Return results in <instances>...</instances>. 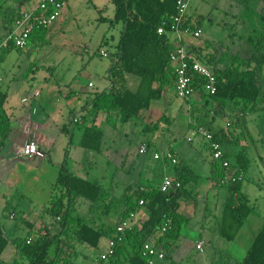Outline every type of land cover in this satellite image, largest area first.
Returning a JSON list of instances; mask_svg holds the SVG:
<instances>
[{
  "label": "crops",
  "instance_id": "crops-1",
  "mask_svg": "<svg viewBox=\"0 0 264 264\" xmlns=\"http://www.w3.org/2000/svg\"><path fill=\"white\" fill-rule=\"evenodd\" d=\"M206 1L208 0H202L204 3ZM243 1L248 2L249 0ZM190 4L191 0H189L186 11L187 18L190 19L194 25H196V29L201 30V23L205 15L201 13L197 14L196 12L194 14L190 13ZM113 17L114 16H111L109 19H112ZM103 19L108 20V17ZM244 21L245 20L242 18H239L237 20L238 27H241L240 25L244 24ZM117 25L118 24H111L110 26L116 27ZM250 26L248 32H243L241 28L240 32L242 31L243 33L240 34V37L238 35L239 32H236L235 37L237 42H233L232 44L217 40H214L213 43L203 42L201 41L202 35L197 39H191L192 35L183 34L182 38L184 44L198 59L201 58L202 55L207 56V58L202 56V59L206 60V64L209 65L213 71H220L227 68V66L231 65L232 58L235 55L240 57L239 63L237 64L241 65L242 70L249 68L257 69L258 76L262 84V96L257 101L256 106L253 107V110H256L264 108V29H261L262 31H257L255 29L252 30ZM119 27L120 33L122 25ZM175 36V34H172L171 38L174 39ZM253 36H256V39L258 40L260 39L263 46L255 49L254 45L257 40L253 43ZM106 43H109V40L107 37H104L101 46L96 50L99 56L107 57L111 60L109 63H103L100 70L102 78L98 84L97 90L84 91L83 94H80L78 89L75 88H71L66 92L62 91L60 87L59 91H53L50 89L43 92L38 89L30 95H17L12 104H7L9 99L8 90L3 89L0 86L7 92L8 95L4 107L10 117V131L8 137L6 140L1 139L0 142V186L2 187L4 180L9 181L10 178L17 172V169L21 170L34 168L39 171L37 173L34 172V174L31 175L32 178H28V180L31 179V181L29 183L26 182L24 191H27L25 193H28L29 191L33 193L36 191V193L44 195L43 200L40 201L36 198H27L25 196L22 200H20L19 205L22 210L20 213L21 222L16 224V227L11 226L8 228L0 223L1 229L4 230L5 233L11 237V239L18 237L15 235V231H17L20 227H23L26 231V235L24 237L30 238V235L32 236L30 224H34L36 227L41 225L44 209L51 206L54 195L61 194V188L59 187L60 185L57 184V180L63 167H66L68 172L73 175L90 181H99L111 194V199L107 203L104 202V204L107 205L106 208H99V210H95L93 207L101 202L92 207L90 202L84 198H76L69 203L73 213L82 215L88 221L95 220L99 226H103L107 229V231L110 230L111 226L116 228L117 223L115 224L114 222L121 216V213L124 210V205H122L120 201L122 196L116 197L113 193L115 188L114 185L116 184L114 183V180H112L109 184L106 176L102 179L99 178V175L96 172L98 170L93 168V161H95L98 154L105 155L106 159H112L107 160L108 162H118L122 159V156L132 155L127 144V139L128 132L131 131L132 133H135V128L134 125L127 124L130 121L122 122L120 114H118L116 110L110 112L99 110L92 104V99L95 94L97 92L108 90L111 84L108 74L110 67L113 65L112 59L114 55H110L108 53L107 47L105 46ZM102 50L105 51L107 55H103L101 53ZM89 75L93 76L94 71H91ZM71 85H73V83L70 84V86ZM89 86L94 87L95 84L90 82ZM173 90L174 93L172 94L171 87H166L162 98L154 101L149 109L142 111L140 119L146 124L142 133L138 136L142 144L145 143L149 147V144L151 143L152 146L160 148L161 151H158L156 148V153H164L167 150H171L176 154L178 159H184V155L176 149V146L172 143V139L174 133L180 128L179 120L177 121V118L183 111H185L184 108L186 106V114L188 118L186 120L187 125H184V127L185 129L186 126L188 127V132H185L184 136L189 143L193 144L198 140H202L208 147H210L206 137L196 134L200 131H205L206 127H210L211 131L208 132L212 133L218 131L219 129H224L232 135L234 140H237V142L231 145H223V147L227 146L229 149V151H224L228 155V159L231 163L236 162V158L234 160L231 158L237 156L244 150H246L247 158L248 143H246L247 141H244V138L242 137V135H245L244 129L242 128H244V126L246 127L245 122H243V118L253 110H248L244 113L241 110V106H236L232 103H227L225 105L213 103L212 112L214 116L211 115L209 118L210 125H200V128L197 129L196 126L193 125L196 123L191 116V109H193V106L197 104H200V107H202L204 99L198 94L192 95V98H182L178 95L174 96L176 94L175 87ZM175 98L184 99L185 103L181 105L177 104L176 106L174 104ZM188 99H190L189 102L187 101ZM193 103L195 105H193ZM155 114H159L162 121H164V118L162 117L166 115L168 120L166 119L165 122H167L168 125L161 124L155 127L154 125L158 124V122L154 119ZM182 117L183 116H181V118ZM146 126H149L150 129H147ZM87 129H93V144L96 145L98 150H92L83 146L82 140ZM152 132L155 133L151 134ZM166 135H168V138ZM164 139H166L165 142L161 143ZM32 142L37 145V151L40 154L34 153L30 156L22 154L27 144ZM142 148L146 151L141 152ZM147 150L148 148L146 149L145 147H141L139 149V155L136 157L134 153V161H136L138 169L143 168L145 170L146 157L144 158L143 154H145ZM139 156H141V158ZM156 159H160L162 163L161 170L164 173L165 178L166 173L171 172V168L165 163L164 159ZM184 160L188 162L186 159ZM71 161H73L72 165L70 163ZM213 163L214 159L212 158L210 174L204 177L198 173V180L188 184V195L183 200H188L191 203L187 204L186 202L184 204L185 201H180L179 212L189 217L190 221L186 227L187 230L185 231V234L182 232L181 236L175 240L172 249V259L179 264H239L251 246H245V241L240 239V234L247 225L246 223L251 214L246 219L244 226L234 240H228L220 234L223 210L226 199L229 196V187L227 184L228 181H230L229 176L234 174V168H231L232 171L228 170L230 167L226 169V177L224 180H221L220 176L215 174V171L212 168ZM244 177L245 172H243L242 175V193L247 197L248 204L252 206L249 203L251 202L249 195L244 191ZM254 183L260 186V182L255 181ZM106 184L110 187H107ZM151 184L152 183L149 182L148 184L141 183L139 185L147 188ZM119 185L121 184L117 183L116 187H119ZM6 186L7 188H4L2 192H11L12 189L8 185ZM128 186L129 185H127L125 189ZM133 186L136 187L138 185ZM204 198L208 199L203 200ZM65 202H68V198L65 199ZM200 202H202V204H200ZM9 203L10 202L8 201L7 208L9 212L7 217L9 220H15L18 218V208L13 205V207L10 208ZM113 205L116 206L115 209L113 208ZM252 207L254 208V212L258 213L255 207ZM85 210H87L86 216L84 215ZM93 211H95V213L99 211L97 217L92 216ZM12 213L14 214L11 215ZM128 219L132 221L133 228L141 229L148 219L147 208H140ZM44 220L46 219L44 218ZM191 232H195L194 234H197L195 239V248L203 255L200 259L197 258L191 249L184 246L183 240L181 239L183 235L188 238L189 233ZM112 235H116V232L114 231L113 234L108 233L106 236L111 238ZM83 243L84 242L80 240L76 243V251L70 264H87L88 259L76 260V256L80 252L79 248ZM12 244L13 245H11L9 249L8 245L3 251L0 257V264H13L15 260H18L22 264H26L27 260L19 254L18 248L15 244ZM123 245L125 247L124 251H128L130 248L128 241L123 240ZM241 251L243 256L241 258L236 257V255L238 256ZM128 255L129 254L125 255L124 253L121 255L123 264H131L125 260Z\"/></svg>",
  "mask_w": 264,
  "mask_h": 264
},
{
  "label": "trees",
  "instance_id": "trees-1",
  "mask_svg": "<svg viewBox=\"0 0 264 264\" xmlns=\"http://www.w3.org/2000/svg\"><path fill=\"white\" fill-rule=\"evenodd\" d=\"M112 2L115 6V15L110 22L112 25L121 24L122 29L117 49L113 53V65L109 69L110 88L97 92L92 104L99 110L108 112L116 110L120 114L121 121L128 122L140 119L142 111L149 109L154 101L162 98L166 87L175 86L176 73L171 60L169 36L159 34L158 27L166 23L167 28H171L172 18L178 13L179 0H112ZM19 13L16 12L9 18L5 27L7 34L12 30ZM183 27L197 28L190 19H187ZM47 29H36L30 35L29 41L38 38L43 40ZM254 46L257 49L263 44L257 39ZM1 47L4 53L18 48L12 41L3 42ZM2 59L3 55H0V60ZM199 59L204 62L202 58ZM239 59L240 57L235 55L231 65L223 70L214 71L217 78V92L213 95L203 90L205 77L195 75L198 92L209 97L204 100L203 107L213 103L219 105L232 103L241 106L244 113L253 110L262 96L261 80L257 69L242 70L241 65L237 64ZM7 96V92L0 87V138L3 140L7 139L10 131V117L4 107ZM162 118L168 120L166 115ZM201 124H203L202 117H198L196 124L193 125L199 129ZM157 125L159 123L154 126ZM146 128L150 129L149 126ZM93 133V129H87L82 144L86 148L98 150L93 144ZM213 135V140L222 145L237 142L224 129L213 132ZM149 147H152L151 143ZM156 148L161 151L160 148ZM173 155L176 156L175 153ZM226 157L228 158L227 154ZM164 160L171 168V177L181 182L180 188L170 193H163L161 191L163 180L155 181L147 188L141 185L136 187L129 185L120 199L121 204L124 205L120 216L122 221L133 216L140 208H147L148 219L141 229H129L118 235L117 227L111 226L107 231L95 220L88 221L82 215L74 214L69 204L72 200L82 197L93 207L99 202L107 203L111 199V194L99 181H90L73 175L63 167L57 180L61 194L54 195L51 206L44 209L39 227L30 224L32 234L30 238L18 236L11 239L4 230L0 229V257L7 246L14 243L19 254L27 260L26 264H70L78 240L97 247L103 236L108 233L113 234L115 231L116 235L111 237L115 241V254L112 255L115 264H123L121 258L125 250L123 240L128 241L132 248L131 254L125 259L126 262L148 264L141 255V247L144 242L149 241L165 250L168 264H179L172 259V249L175 240L181 236L190 221L189 217L179 212L180 201L186 198L187 186L198 180V174L184 159H179L177 163H173L171 159ZM230 165L234 168L233 176L237 179L228 182L229 196L223 210L220 234L228 240H234L248 216L254 212V208L248 204L247 197L242 193V175L247 168L246 150L236 156V162L230 161ZM212 168L221 180L225 179V169L221 168L218 162L214 161ZM66 198L68 202H65ZM141 199L144 200L142 205ZM44 214L51 215L54 221L44 220ZM164 226H167L166 230H163ZM28 239L31 240L30 243ZM13 264L22 263L15 260ZM239 264H264V223Z\"/></svg>",
  "mask_w": 264,
  "mask_h": 264
},
{
  "label": "rangeland",
  "instance_id": "rangeland-1",
  "mask_svg": "<svg viewBox=\"0 0 264 264\" xmlns=\"http://www.w3.org/2000/svg\"><path fill=\"white\" fill-rule=\"evenodd\" d=\"M65 1L66 4L62 14L47 29L43 40L38 38L29 41L24 49L13 48L11 51L4 53L1 46L7 36L5 27L9 22V18L14 16L16 12H21L23 9L35 6L38 0H0V55H3V59L0 60V86L8 90L9 99L7 104H12L17 95H30L38 89L43 92L50 89L59 91L60 87L62 91L66 92L71 88H75L78 89L80 94H83L84 91L97 90L102 78L100 70L103 63H109L111 60L107 57L99 56L96 50L101 46L104 37H107L109 40V43H106L105 46L110 55H113L117 49L120 34L119 26L121 25L118 24L116 27H112L110 26L111 22L109 19V17L115 15V6L111 0ZM189 12L205 15L201 23V41L203 42L213 43L214 40H217L232 44L233 42H237L235 37L236 32H239L238 35L240 37V34L244 31L248 32L250 25L252 30L259 31L264 29L263 0H249L248 2H244L243 0H208L205 3L202 0H191ZM105 17H108V20L103 19ZM239 18L245 20L244 24L240 25L241 27H238L237 24ZM241 28L243 32H240ZM253 37L254 43L257 39L256 36ZM191 39L197 38L191 36ZM204 57L207 58L206 55ZM91 71H94L93 76L89 75ZM90 82L95 84V86H89ZM72 83L73 85L70 86ZM173 88L174 86L171 87L172 94L174 93ZM195 94H198L204 100L209 98L202 92L197 91ZM174 96H177V94ZM189 100L187 101L189 102ZM174 101L176 106L177 104L181 105L185 103V100L181 98H175ZM194 103L193 105H195ZM212 105L207 104V106L200 107V104H197L193 106L191 116L195 123L198 117H202L203 124L201 125H208L209 118L213 115ZM184 109L185 111L177 118L180 128L174 133L172 143L184 155V159L191 164L196 173L206 177L210 174L211 169V151L202 140H198L193 144L187 141L184 136V133L188 132V127L186 126V129L184 127V125H187L186 120L188 118L186 106ZM181 116L183 117L181 118ZM158 117L159 114H155L154 119L159 125H168L165 120L162 121ZM243 122H245L246 127L244 126L242 128L245 134L242 137L248 143V166L245 170L244 191L249 195L251 200L249 203L258 211V213H251L246 223L247 225L240 234V239L245 241L244 245L250 246L258 233V229L264 222V108L256 109L248 113L243 118ZM127 124L134 125L135 128V133L128 132L127 139V144L133 156H122V159L118 162H108L107 160L112 159H106L105 155L98 154L95 161H93V168L98 170L96 172L99 178L102 179L106 176L109 184L112 180L116 183L113 190L116 197H121L125 193V187L127 185L153 183L163 180L165 176L161 170L162 163L160 159L154 157L156 146L148 147L147 144H142L138 137L146 124L141 119L132 120ZM205 131H211L210 127H206ZM154 133L152 132L151 134ZM196 135L203 136L201 132H198ZM166 136L168 138V135ZM165 140L161 143H164ZM141 147L148 148L147 152L143 154V157H146L145 170L143 168L138 169V165L134 161L135 157L139 155V149ZM223 149L229 151L227 146H224ZM139 157L141 158V156ZM175 157L177 162H179L177 156ZM235 158L236 156L231 159L234 160ZM70 163L72 165L73 161ZM229 167L228 170L232 171V167ZM38 171L34 168L17 169V172L9 181H3L2 187L0 186V223L3 226H7L8 228L11 226L16 227L15 225L21 222L20 213L22 210L19 202L24 196L27 198H36L39 201L43 200L44 195L41 193H36V191L33 193L30 191L25 193L27 191H24L26 182L29 183L31 181L28 178H32L31 175ZM166 176H172L171 172L166 173ZM231 177L232 175L229 176V178ZM255 181L260 182V186L254 183ZM117 183L121 185L116 187ZM6 185L12 189L11 192H2L4 188H7ZM106 186L110 187L108 184ZM207 199L204 198L203 200ZM8 201L10 202V208L13 206L18 208V218L15 220H9L7 217L9 212L7 208ZM183 201H185L184 204L186 202L187 204L191 203L188 200ZM106 206L104 202H101L93 207V209H105ZM115 207L113 205L114 209ZM92 213L93 217H97L99 211L97 213L93 211ZM84 215H87V210L84 211ZM44 218L49 222L54 221L51 215L44 214ZM121 222V218L118 217L114 223H117V227ZM186 230L187 228L183 230L184 234ZM194 233H189L188 238L183 235L181 239L183 240L184 246L191 249L197 258L200 259L203 255L195 248L197 234ZM15 235L24 237L26 231L23 227H20L15 231ZM110 241V237L103 236L100 245L96 248H93L87 243H83L79 248L80 252L77 254L76 260L88 259L87 264H115L112 256H108L104 260L101 259V255L109 251ZM11 245L13 244L11 243L8 249ZM131 250L132 248L130 247L128 251H124V254L130 255ZM242 256V251L238 256L236 255L238 258Z\"/></svg>",
  "mask_w": 264,
  "mask_h": 264
},
{
  "label": "built area",
  "instance_id": "built-area-1",
  "mask_svg": "<svg viewBox=\"0 0 264 264\" xmlns=\"http://www.w3.org/2000/svg\"><path fill=\"white\" fill-rule=\"evenodd\" d=\"M189 0H179L178 13L172 18L170 29L167 28L166 23L158 27L159 34H167L171 45V60L175 67L176 80H175V93L182 98H188L199 90L196 86L195 75L199 74L205 77L206 82L203 85V90L208 94H215L217 92V78L212 68L206 63L198 59L190 49L184 44L182 35L190 34L196 38L201 36L200 29H191L183 27L187 21V8ZM66 1L65 0H38L37 4L33 7L23 9L17 16L12 30L7 34L4 42L12 41L18 48L24 49L29 43L30 35L40 28H49L54 24L58 17L62 14ZM175 34L172 39L171 35ZM103 55H107L105 51H101ZM208 140L212 152V158L218 162L220 167L228 169L230 161L226 157V152L223 145L218 141L213 140V133L200 131ZM1 142V138H0ZM145 149L142 148L141 152ZM40 154L37 151L35 143H28L24 149V155ZM156 158L171 159L173 163H177L176 157L167 150L164 153H156ZM235 181L237 177L230 178ZM239 179V177H238ZM181 182L171 176H166L161 184V191L163 193H170L181 187ZM140 204H144V200H140ZM167 226L163 227L166 230ZM1 229V227H0ZM133 229L132 221L129 219L123 220L117 226V234H123L127 230ZM31 240L28 239V243ZM110 249L107 253L101 255L102 259H107L108 256L115 254V241L111 239ZM200 247V246H199ZM141 255L147 260L148 264H168L165 250L156 247L153 243L146 241L141 247Z\"/></svg>",
  "mask_w": 264,
  "mask_h": 264
}]
</instances>
